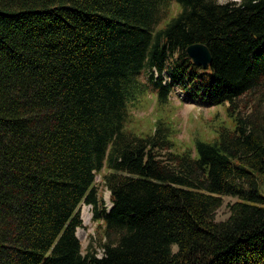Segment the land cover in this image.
Here are the masks:
<instances>
[{
  "label": "trees",
  "instance_id": "trees-1",
  "mask_svg": "<svg viewBox=\"0 0 264 264\" xmlns=\"http://www.w3.org/2000/svg\"><path fill=\"white\" fill-rule=\"evenodd\" d=\"M174 86L230 124L185 148L163 119L126 128L150 87L162 104ZM258 175L264 0H0V264H264ZM82 203L101 231L84 252Z\"/></svg>",
  "mask_w": 264,
  "mask_h": 264
},
{
  "label": "rangeland",
  "instance_id": "rangeland-1",
  "mask_svg": "<svg viewBox=\"0 0 264 264\" xmlns=\"http://www.w3.org/2000/svg\"><path fill=\"white\" fill-rule=\"evenodd\" d=\"M218 2H226L228 0H217ZM239 1V0H235ZM179 10V6L173 2L170 13L165 16L158 27L163 26L165 22ZM141 79L147 81L145 75H141ZM150 86V85H149ZM150 92L141 96L133 105L130 106V115L126 128L138 133L145 134L152 130L157 119L168 121L175 130L174 140L179 148L193 146L196 139L209 140L213 137L215 130L219 125H229V117L226 112V105H208L201 100L191 101L184 99L183 93L178 86H174L166 103H159L156 92L150 87ZM251 97L245 96L241 99L242 113L249 111L248 101ZM106 171L104 168L102 173ZM102 173H97L94 185L98 190V195L103 199L106 206H110L109 191L103 184ZM260 190L264 193V177L258 175ZM222 204L214 212L216 220L225 219L228 214L229 203L237 199L232 195H221ZM88 211V219H84V210ZM80 218L82 226L76 230L77 237L81 243L82 251H86L89 243L92 245L98 243L97 237L100 230L96 222L92 219V205L82 203L80 206ZM175 250L176 246L173 245Z\"/></svg>",
  "mask_w": 264,
  "mask_h": 264
},
{
  "label": "water",
  "instance_id": "water-1",
  "mask_svg": "<svg viewBox=\"0 0 264 264\" xmlns=\"http://www.w3.org/2000/svg\"><path fill=\"white\" fill-rule=\"evenodd\" d=\"M186 53L196 65L201 66L202 68H207L212 61V56L209 48L201 42L188 45L186 47ZM111 206L112 204L110 202L109 207Z\"/></svg>",
  "mask_w": 264,
  "mask_h": 264
},
{
  "label": "bare ground",
  "instance_id": "bare-ground-1",
  "mask_svg": "<svg viewBox=\"0 0 264 264\" xmlns=\"http://www.w3.org/2000/svg\"><path fill=\"white\" fill-rule=\"evenodd\" d=\"M84 219H88V211L85 209L83 212Z\"/></svg>",
  "mask_w": 264,
  "mask_h": 264
}]
</instances>
